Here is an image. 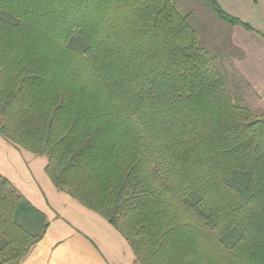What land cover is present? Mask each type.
Segmentation results:
<instances>
[{"label": "trees", "instance_id": "1", "mask_svg": "<svg viewBox=\"0 0 264 264\" xmlns=\"http://www.w3.org/2000/svg\"><path fill=\"white\" fill-rule=\"evenodd\" d=\"M190 20L173 0H0V136L139 264H264V110L232 101ZM47 225L0 175V256L20 264Z\"/></svg>", "mask_w": 264, "mask_h": 264}, {"label": "crops", "instance_id": "2", "mask_svg": "<svg viewBox=\"0 0 264 264\" xmlns=\"http://www.w3.org/2000/svg\"><path fill=\"white\" fill-rule=\"evenodd\" d=\"M228 16L247 25L229 29L239 52L240 78L264 110V0H216ZM46 156L31 154L0 136V175L47 220L42 240L20 264H139L126 239L104 218L58 191L45 173Z\"/></svg>", "mask_w": 264, "mask_h": 264}, {"label": "rangeland", "instance_id": "3", "mask_svg": "<svg viewBox=\"0 0 264 264\" xmlns=\"http://www.w3.org/2000/svg\"><path fill=\"white\" fill-rule=\"evenodd\" d=\"M182 12L190 13V21L195 27L200 44L207 49L211 57L214 60V67L218 71L217 74L222 75L227 82V91L232 97V101L243 107H247L254 113L258 114L261 111L259 104V97L253 93L252 88L240 78L237 71L236 60L239 59V52L237 49H233L229 42V27L227 24L221 22L215 14L206 7L203 0H173ZM142 172L141 179L144 187L150 188L149 173L150 170ZM143 185H139L143 189ZM155 199V198H154ZM146 201V206H137L138 212L149 213L153 217L154 214L159 215L160 209L156 208V204H151L149 200ZM170 209L164 211L165 215L178 216L177 221L174 222H190V216H182V213H187L185 207L175 204L173 200L170 202ZM150 205L156 209H149ZM148 207V208H146ZM135 208V207H134ZM162 210V209H161ZM144 214V213H141ZM14 256V252L8 249L0 256V264H12L10 260Z\"/></svg>", "mask_w": 264, "mask_h": 264}]
</instances>
